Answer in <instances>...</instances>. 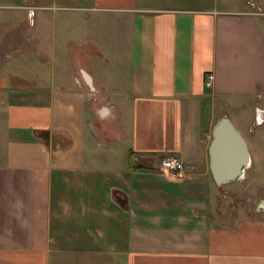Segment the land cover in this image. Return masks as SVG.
I'll list each match as a JSON object with an SVG mask.
<instances>
[{"label":"crops","instance_id":"1","mask_svg":"<svg viewBox=\"0 0 264 264\" xmlns=\"http://www.w3.org/2000/svg\"><path fill=\"white\" fill-rule=\"evenodd\" d=\"M0 2V264H264L208 150L232 107L264 124V0Z\"/></svg>","mask_w":264,"mask_h":264},{"label":"rangeland","instance_id":"2","mask_svg":"<svg viewBox=\"0 0 264 264\" xmlns=\"http://www.w3.org/2000/svg\"><path fill=\"white\" fill-rule=\"evenodd\" d=\"M0 4L2 3L0 2ZM252 4L255 5L253 2ZM256 5L259 7L260 13L264 14V6L259 4ZM13 9L15 8L0 5V11L9 12V10H11L10 12H13ZM22 10L24 17L20 19H25V23L27 24L28 16L25 9ZM0 54H3V52ZM13 60L18 63H20L19 60H22L24 63L26 62L23 56L19 57L18 60L17 58H12V61ZM7 66H9V64L5 65L6 68ZM248 87V83L243 82L242 88L247 89ZM217 99L222 102L218 105L219 110L223 105V100L220 97H217ZM239 100L242 99L240 98ZM245 110H247V113L244 115V118L238 121H236V118L241 114L238 113L237 109L232 107L227 115L230 116L235 124H239L237 122L242 123V129L236 126L248 141L251 161L240 178L221 185L218 203H216L213 208L214 222L228 224L236 222L243 217L264 216V210L258 207L259 201L264 199V140L256 136L258 132L264 129V124H254V110L248 108ZM252 130H255V133H253Z\"/></svg>","mask_w":264,"mask_h":264},{"label":"water","instance_id":"3","mask_svg":"<svg viewBox=\"0 0 264 264\" xmlns=\"http://www.w3.org/2000/svg\"><path fill=\"white\" fill-rule=\"evenodd\" d=\"M260 117L264 118V111ZM208 150L210 169L219 185L240 178L251 161L248 141L226 114L214 121ZM258 207L264 210V199L259 201Z\"/></svg>","mask_w":264,"mask_h":264},{"label":"built area","instance_id":"4","mask_svg":"<svg viewBox=\"0 0 264 264\" xmlns=\"http://www.w3.org/2000/svg\"><path fill=\"white\" fill-rule=\"evenodd\" d=\"M214 73L212 71L206 72L205 82L207 85H212ZM161 165L164 170L173 176L184 175L186 173V164L176 155H168L162 157Z\"/></svg>","mask_w":264,"mask_h":264}]
</instances>
